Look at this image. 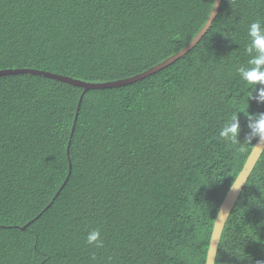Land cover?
Segmentation results:
<instances>
[{"label":"trees","instance_id":"1","mask_svg":"<svg viewBox=\"0 0 264 264\" xmlns=\"http://www.w3.org/2000/svg\"><path fill=\"white\" fill-rule=\"evenodd\" d=\"M214 1L0 0V71L130 78L182 50ZM257 19L264 0H221L189 52L118 88L0 77V264H205L218 209L257 140L241 152L219 130L234 112L264 113L255 100L247 108L236 71ZM238 119L243 143L248 121ZM262 222L264 151L214 264H264ZM94 229L103 247L86 243Z\"/></svg>","mask_w":264,"mask_h":264},{"label":"water","instance_id":"2","mask_svg":"<svg viewBox=\"0 0 264 264\" xmlns=\"http://www.w3.org/2000/svg\"><path fill=\"white\" fill-rule=\"evenodd\" d=\"M221 4V0H215L212 10L202 27V29L199 31V33L179 52L176 54L172 55L171 57L167 58L165 61L162 63L148 69L147 71L138 74L136 76L126 78V79H121L117 81H112V82H106V83H87L83 81H79L76 79H72L69 77L65 76H60L56 74H52L49 72H44V71H38L34 69H8V70H1L0 71V77L7 76V75H15V74H32V75H37V76H43L45 78H51L55 79L57 81H60L62 83H66L72 86L79 87L83 89V93H85L88 90H99V89H112V88H118L126 85H130L132 83H135L137 81H140L150 75L155 74L158 71H161L174 62H176L178 59H180L182 56H184L187 52H189L198 42L199 40L204 36V34L207 32L209 29L210 25L214 21L217 12L219 10ZM82 93V94H83ZM82 95L79 99L78 106L76 108L72 128H71V135L72 132L75 128L76 125V120H77V113L79 110V104L81 102ZM261 141L257 138L255 145L250 154L248 155L243 167L241 168L239 174L237 175L236 179L234 182L238 181V184H241L239 190H231V187L229 188L227 194L225 195L224 199L221 202V205L218 209L217 215L214 220L210 240H209V245L207 248V253H206V259H205V264H214L215 258H216V253L219 245V241L223 232V229L225 227V224L227 222V219L234 207V204L241 193L244 185L246 184L258 158L264 151V143H261ZM260 144V145H258ZM69 168H71V165L69 164ZM223 212L224 214H221L220 212Z\"/></svg>","mask_w":264,"mask_h":264},{"label":"clouds","instance_id":"3","mask_svg":"<svg viewBox=\"0 0 264 264\" xmlns=\"http://www.w3.org/2000/svg\"><path fill=\"white\" fill-rule=\"evenodd\" d=\"M248 44L245 47L246 54L250 57L246 65L237 68L241 81L247 86V108L248 101L255 100L258 104H264V21L255 20L248 25ZM262 86V87H258ZM251 89V91H249ZM243 112L247 117L249 134L245 142L238 139L240 134V122L238 113ZM259 139L264 143V113L249 114L243 110L234 112L219 130V139L237 148L238 151H245V147L253 145V139ZM260 143V144H261ZM258 144V145H260ZM256 146V145H253ZM241 184L233 182L231 190H239ZM261 198V195H260ZM221 214H224L222 211ZM264 225V222H262ZM89 246L103 247V239L99 229L89 231L86 237Z\"/></svg>","mask_w":264,"mask_h":264}]
</instances>
